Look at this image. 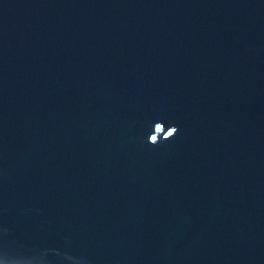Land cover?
Returning <instances> with one entry per match:
<instances>
[{"label": "water", "instance_id": "95a60500", "mask_svg": "<svg viewBox=\"0 0 264 264\" xmlns=\"http://www.w3.org/2000/svg\"><path fill=\"white\" fill-rule=\"evenodd\" d=\"M0 264H264V0H0Z\"/></svg>", "mask_w": 264, "mask_h": 264}, {"label": "clouds", "instance_id": "9594fccd", "mask_svg": "<svg viewBox=\"0 0 264 264\" xmlns=\"http://www.w3.org/2000/svg\"><path fill=\"white\" fill-rule=\"evenodd\" d=\"M157 123H162V122H157ZM154 128H155V126H154ZM171 128H175V129H176V134H175L173 137L170 138V139H173V138L177 135L179 129H178L177 126H172ZM170 139H169V140H170ZM159 143H161V140H160L158 143L153 144V145H157V144H159Z\"/></svg>", "mask_w": 264, "mask_h": 264}]
</instances>
